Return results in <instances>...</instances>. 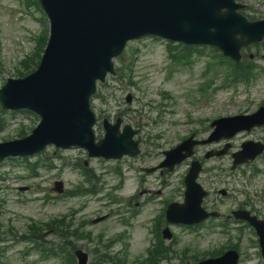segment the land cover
Returning <instances> with one entry per match:
<instances>
[{"label": "rangeland", "instance_id": "obj_1", "mask_svg": "<svg viewBox=\"0 0 264 264\" xmlns=\"http://www.w3.org/2000/svg\"><path fill=\"white\" fill-rule=\"evenodd\" d=\"M241 2L247 5L248 11L246 13L249 15H254L255 11H260V13L264 14V0H241ZM41 20L42 15H40L38 21ZM38 21L31 20L21 15L18 12L17 0H0V86L3 85L8 77H17L16 69H23L20 62L30 56L34 51L35 39L40 35L42 27L41 23ZM130 45L133 51L140 50L134 74L138 87L134 88V99L130 108L138 111L139 114L142 115V117L139 118L143 131L142 136L148 139V136L152 135L155 145L144 144L142 153L139 157L134 159H123L115 163L93 160L90 161L89 166L96 174L103 171L110 174V166H117L121 171L126 173L127 177L124 181V185L123 180L121 182L119 181V185L121 184L123 187L117 191L109 190L112 185L117 183L115 173L107 177L103 176L105 182L103 185L97 183V186L103 188L101 195L113 193V195L124 197L125 203H130L133 206L135 203H138V205H136L138 207L136 210L137 215L130 219L131 226H124L119 221V217L111 213L113 210L125 208V205H111L105 197L101 198L102 200L90 196L76 197L74 199L67 197L63 201H51L44 206H39L41 200H37L34 197L41 196L43 191L48 193V190L53 187L56 180H62L67 190H73L82 183L83 175L75 165L78 163L82 165L83 159H85L86 156L84 152L76 149L60 151L54 155V150L50 149L46 155L51 156L49 161L57 166L56 169H37V175L32 177L25 178L28 173L23 165L11 164L14 171L6 176L4 182H0V185L4 184L7 188L12 189L9 191H0V197L6 199V202L0 203V218L10 225L18 226L24 223L25 216L14 212L16 210L24 215H33L36 219L45 221L47 216H52L56 213L62 215L66 213V210L80 206L84 208L82 214L78 215L76 219L88 221L99 215L108 214L109 219L107 221L100 225L88 224L86 229L91 230L95 236L102 233L104 238L112 237L122 232L125 233L126 236L124 240L118 242L112 251L120 253L127 247V251L124 253L125 258L128 260L127 264H136L146 256V250L150 244L149 241L152 239V234L149 230L151 224L147 222V220L152 217V209H158V204H156L155 201L146 203L148 195L144 194L142 191L145 189L154 192L155 190L161 189L159 177L156 174L152 176H143L140 172V168L156 165L157 162L162 159L161 151L175 145L186 132L200 131L197 133L199 137L200 135H205L206 130H204V128H206L209 119L217 116L236 114L240 111L249 110L251 107L243 103L245 86H237L236 95L229 89H218L221 85V81H223L222 68L217 69L216 76L214 72H210L202 77L210 53L204 54L202 57L198 58L192 66L191 71H176L170 77H167L164 67L168 63V60L162 42L143 40L141 42L131 43ZM126 55H130V50ZM256 64L264 68V61L261 59H258ZM209 78L216 80L211 88H216L218 90H207L205 103L199 106L193 104L188 97L191 94H194V97H196L195 89L200 83ZM121 85L122 83L119 80L111 78L105 87L99 88L100 97L102 98H98L96 101L94 100V106L98 113L103 110H109V108H114L115 110L116 107L119 106L120 94L123 92L119 87ZM247 89L253 99L251 102H256L255 99L261 97V95L264 96V75ZM160 92L167 93L169 97L160 96ZM4 117L8 121L14 122L15 125L23 123L26 127L36 122L34 117L27 114L17 116L6 115ZM126 122L133 128H136L138 124L135 119ZM15 125H13V127ZM13 127L6 128L3 132H0V141L16 135V130L13 129ZM97 131H99V129H97ZM100 134L101 132H98V135ZM155 135L159 136L154 137ZM239 144L240 138L233 141L234 147H237ZM202 151L203 150L200 149L198 155H202ZM228 161V158H223L209 161L208 163H212L215 166L218 164L227 166ZM8 169L7 166L0 167V173H6ZM185 169L186 164L180 166L168 177L169 187L165 190V199L174 198L171 191L180 188V177H182ZM238 174L239 173L233 174V179L228 178L226 175L225 181L229 183L232 189L231 198H235L240 202L246 200L254 201L255 203H252V205L255 208H260L261 205L257 204L255 200L258 199L257 195L259 192L264 190V174L255 176L250 183L246 184L240 177L234 178ZM203 176H205V174ZM143 179L145 183H143ZM134 192L136 201L132 200L129 202L128 197ZM139 193L143 194L140 195ZM18 197L27 200H35V202H29L25 206L20 205L18 207L15 203L9 201V198L16 200ZM175 197L177 198L178 195H175ZM235 204L236 202L234 199H228L223 201L221 208L226 210ZM172 231L176 236L174 240L175 243L165 244L171 245L178 250L187 247L197 248L201 251L210 250L212 249L211 245L218 247L224 240V238L207 234L206 228L197 231H189L183 227H173ZM7 240L8 238L4 237V241ZM5 244L7 246L6 256L21 247L10 246L9 242H5ZM74 244L76 246L80 245V248L83 247L88 254L89 250L92 248V243L85 240H74ZM240 250L243 258L250 263H256L259 260L257 246L248 231H246V236L244 240H242ZM93 257L94 254L90 253V259ZM171 262L177 263L176 260ZM58 263V260L52 259V263L39 264ZM0 264L26 263L20 260L17 255H12L10 258H3Z\"/></svg>", "mask_w": 264, "mask_h": 264}, {"label": "water", "instance_id": "obj_2", "mask_svg": "<svg viewBox=\"0 0 264 264\" xmlns=\"http://www.w3.org/2000/svg\"><path fill=\"white\" fill-rule=\"evenodd\" d=\"M184 1L188 2L185 13L191 15L192 21H205L208 18L206 13L201 11V7L210 3L209 0ZM47 2L51 3L57 16L54 42L39 78L33 81V87L29 86L24 100L38 105L46 112V125L50 118L51 126H55V129L82 138L81 131L86 119L84 100L81 101L77 94L85 89L92 76L101 72L104 53L107 49L115 51L112 45L120 43L122 32L117 28L113 32L105 33L107 17L105 11L110 0H47ZM111 2L120 6L130 3L129 0ZM176 2L177 0H163L162 13H165V8L176 6ZM211 8L215 9V3ZM218 10L219 8H216L213 14H217ZM118 13H121V9ZM119 25L118 22V27ZM211 27H214V24L207 26L208 29ZM96 32L101 38L92 35ZM73 91L74 94L70 97ZM47 92L46 98L39 100V95Z\"/></svg>", "mask_w": 264, "mask_h": 264}]
</instances>
